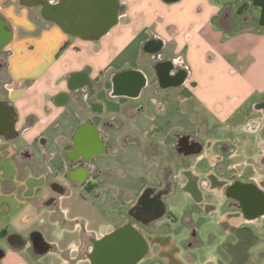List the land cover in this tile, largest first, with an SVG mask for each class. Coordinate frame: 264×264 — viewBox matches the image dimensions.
Listing matches in <instances>:
<instances>
[{
  "label": "crops",
  "instance_id": "1",
  "mask_svg": "<svg viewBox=\"0 0 264 264\" xmlns=\"http://www.w3.org/2000/svg\"><path fill=\"white\" fill-rule=\"evenodd\" d=\"M121 1L96 38L58 0H0V264H92L128 222L145 240L136 264H264V213L226 189L264 193V122L245 128L264 116V0ZM154 197L158 216L130 214Z\"/></svg>",
  "mask_w": 264,
  "mask_h": 264
},
{
  "label": "flooded vegetation",
  "instance_id": "2",
  "mask_svg": "<svg viewBox=\"0 0 264 264\" xmlns=\"http://www.w3.org/2000/svg\"><path fill=\"white\" fill-rule=\"evenodd\" d=\"M68 6L73 8V13L80 17L78 27L79 31L85 33H92L94 35H99L104 24L107 21V17L111 13L115 12L118 15L124 10L125 5L121 0H58V3L54 5V9L59 11V14H65L62 8ZM61 12V13H60ZM56 14V13H53ZM253 107L260 110L264 115V100L255 102ZM264 122V116L262 118H255L250 120L245 128L257 129L262 126ZM264 145V141L261 142ZM221 152L229 151V146L225 143H219L217 147ZM178 149L182 152H189L194 156L201 154L203 150L202 142L198 139H189L188 136H180L178 138ZM264 161V157H263ZM216 169L229 177L234 178L236 176L235 171H225L222 167V163L216 164ZM238 181L232 183L231 186H227V192L233 194L236 197V201L229 202L230 205L239 206L247 216L260 217L264 213V193L258 191L250 186H244L243 188H238ZM162 193V192H161ZM143 201V200H142ZM164 210L163 203L154 197L149 204L142 203V205L134 206L129 210L132 216L138 218L139 220L151 219L158 216ZM124 225H131L130 222ZM137 233V241L134 244V252L140 256L146 254L145 240L140 233V231L135 230ZM197 229L195 226L192 228V238H196Z\"/></svg>",
  "mask_w": 264,
  "mask_h": 264
},
{
  "label": "water",
  "instance_id": "3",
  "mask_svg": "<svg viewBox=\"0 0 264 264\" xmlns=\"http://www.w3.org/2000/svg\"><path fill=\"white\" fill-rule=\"evenodd\" d=\"M117 22V14L107 17L102 30L96 38L105 34ZM11 29L0 14V50L10 40ZM137 233L131 225H123L98 240L91 254L92 264H136L141 258L134 252Z\"/></svg>",
  "mask_w": 264,
  "mask_h": 264
},
{
  "label": "rangeland",
  "instance_id": "4",
  "mask_svg": "<svg viewBox=\"0 0 264 264\" xmlns=\"http://www.w3.org/2000/svg\"><path fill=\"white\" fill-rule=\"evenodd\" d=\"M1 60H0V64H1ZM0 76H3V71L2 69H0ZM244 118V115H236V116H232L230 122H229V125H228V128L229 129H225V131H223L222 134H224L225 136L227 137H234L235 135V130L238 131V129L241 128V126L239 124H236L238 121L242 120ZM235 129V130H234ZM263 130V129H262ZM261 130V132H262ZM215 135H218L220 134V131L219 132H214ZM201 138H203L202 136H200ZM207 136H205L206 138ZM211 155L215 158H218L220 157V155L216 154V150L213 148L212 152H211ZM249 155V153L246 154V156L244 158H247ZM239 157V156H238ZM241 157V156H240ZM250 158V157H249ZM202 231L204 230L203 228H201Z\"/></svg>",
  "mask_w": 264,
  "mask_h": 264
},
{
  "label": "trees",
  "instance_id": "5",
  "mask_svg": "<svg viewBox=\"0 0 264 264\" xmlns=\"http://www.w3.org/2000/svg\"><path fill=\"white\" fill-rule=\"evenodd\" d=\"M3 255V250L0 248V257Z\"/></svg>",
  "mask_w": 264,
  "mask_h": 264
}]
</instances>
